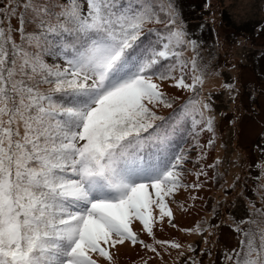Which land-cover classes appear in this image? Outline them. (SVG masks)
Returning a JSON list of instances; mask_svg holds the SVG:
<instances>
[{"label": "snow or ice", "instance_id": "6c2138e0", "mask_svg": "<svg viewBox=\"0 0 264 264\" xmlns=\"http://www.w3.org/2000/svg\"><path fill=\"white\" fill-rule=\"evenodd\" d=\"M206 74L174 0H0V264H100L94 255L112 264L125 242L159 256L134 221L179 249L153 229L172 221L166 198L203 186L184 183L185 164L199 168L197 181L207 176L199 161L214 146L215 117L201 96ZM167 88L190 95L177 104ZM183 131L196 161L168 151ZM149 149L161 154L155 162L144 160ZM256 167L259 206L246 198L247 216L221 218L235 246L219 264H264V162ZM220 226L185 231L207 232V245Z\"/></svg>", "mask_w": 264, "mask_h": 264}, {"label": "rangeland", "instance_id": "374dc122", "mask_svg": "<svg viewBox=\"0 0 264 264\" xmlns=\"http://www.w3.org/2000/svg\"><path fill=\"white\" fill-rule=\"evenodd\" d=\"M174 2L178 9V0ZM180 2L184 6H191L192 19L188 21L200 23L203 18L208 24L211 22L216 30V35L208 42L204 41L205 27L199 29L197 37L189 34L192 39L198 41L199 55L202 63L207 65L201 96L205 99L211 97L210 114L215 117L214 146L205 147V159L199 161L207 176H201L197 181L193 173L199 168L193 163L185 164L187 171L183 177L184 183L199 182L203 186L198 189L181 188L172 197L166 198L173 212L172 221L169 223L165 217L154 226L155 240L175 242L181 245L179 249L155 244L153 237L142 231L139 221H134L133 231L137 232L140 240L146 244H153L160 255L157 256L140 244L132 246L125 242L112 250V264H192L193 260L199 264H209V260L213 258L216 259V264H219L222 249L235 246L234 234L221 222V218L229 214L237 219L247 216L246 198L252 199L259 206L254 189L259 183L257 177L260 172L256 165L264 162V0ZM198 2L202 4L200 9L193 7V3ZM222 8L230 13L234 23L259 21L251 36H246L245 33L243 35L242 32L236 33V29L228 23L219 22V11ZM180 18L186 29L187 19L182 15ZM13 23L15 24V21ZM187 53L189 57L192 55L190 51ZM225 84H231L233 88L229 90L223 86ZM166 90L173 96H184L187 93L174 88ZM210 138V133L202 132L199 143L206 145ZM187 144L191 145L187 149L190 159L196 161L198 153L193 150L192 137L190 144ZM208 165L215 167L209 168ZM217 175L218 180L214 179ZM213 207L217 208L218 214L215 216L212 214ZM154 215L158 216V210H154ZM201 221L221 225L215 230L216 235L209 237L210 243L207 245L204 242V237L208 236L207 232L198 235L185 231L193 229ZM212 240L216 242L215 245L211 243ZM188 245H193L195 250L189 251ZM205 248H212L214 257L203 253ZM94 258L99 259L100 264H108V261L95 255Z\"/></svg>", "mask_w": 264, "mask_h": 264}, {"label": "trees", "instance_id": "16d2710c", "mask_svg": "<svg viewBox=\"0 0 264 264\" xmlns=\"http://www.w3.org/2000/svg\"><path fill=\"white\" fill-rule=\"evenodd\" d=\"M178 3L180 4L178 6L179 15L180 16L182 15L184 17V19H187L186 31L189 34L194 35V37H197L199 29H201V27H205L204 30H205L206 36H204V41L208 42V40L211 37L216 35V30L214 29L215 26H213V24L211 22L208 24L207 21L204 20L203 18H202L200 23L188 21V20L192 19L191 12H190L191 6H189V5H186L187 7L184 6V4H181L180 0H178ZM201 6H202V4H200V2L193 3V7H197V9H200ZM219 17L221 18V19H218L219 22L222 21L224 24L228 23L229 25H231L233 28L236 29V31H237L236 33L240 34L242 32L243 35L245 33L246 36H248V35L251 36V34L253 32V28L259 22L257 20H253L252 22H251V20H246V22L244 21V22L234 23L231 16H230V13L226 12V10H224V8H222L219 11ZM155 27L160 28V27H162V25H155ZM248 32L250 34H248ZM185 55L188 56V53L186 52ZM49 61L52 62L51 59H49ZM189 95H190V93H185L184 96H183V94H178L177 97H179V99L177 100V104L181 103ZM180 96H183V97H180ZM171 112H172V109H163L162 108L158 111V115H162V116L167 117L169 115V113H171ZM190 138H191V136L188 135L187 131L178 132L171 142L173 147H170L168 149L169 153L174 152V151H179L181 148L188 149V147L191 146V145L187 144V143L190 144ZM143 155H144V160L146 162H155L156 156L161 155V154L157 153L154 149H149Z\"/></svg>", "mask_w": 264, "mask_h": 264}]
</instances>
